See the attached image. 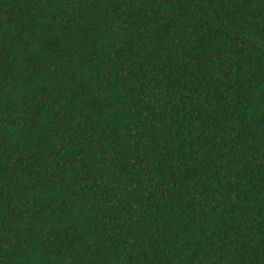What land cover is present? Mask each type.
I'll return each mask as SVG.
<instances>
[{"label":"trees","instance_id":"obj_1","mask_svg":"<svg viewBox=\"0 0 264 264\" xmlns=\"http://www.w3.org/2000/svg\"><path fill=\"white\" fill-rule=\"evenodd\" d=\"M0 264H264V0H0Z\"/></svg>","mask_w":264,"mask_h":264}]
</instances>
